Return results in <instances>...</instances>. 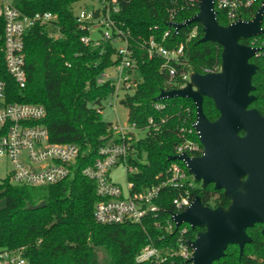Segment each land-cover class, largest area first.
I'll list each match as a JSON object with an SVG mask.
<instances>
[{"label":"trees","instance_id":"1","mask_svg":"<svg viewBox=\"0 0 264 264\" xmlns=\"http://www.w3.org/2000/svg\"><path fill=\"white\" fill-rule=\"evenodd\" d=\"M83 0H20L18 8L28 15L50 11L58 15L61 36L49 35L41 26L34 27L25 36V88L12 80L4 64L0 50V78L7 81V98L10 103L42 105L47 117L44 123L50 141L57 144H76L81 147L80 165L69 178L50 186L14 185L9 178L0 180V201L6 205L0 209V249L23 250L27 264H138L136 257L148 243L164 233L153 228V220L142 223L100 224L96 221L94 207L99 197L96 183L82 174V169L91 164L103 145L114 142L110 131L111 122L102 116V102L113 91L110 84H98L100 72L110 64L109 54L100 55V49H92L81 42L83 30L75 19L76 5ZM199 1V0H197ZM264 0H257V5ZM174 0H120V19L135 38L148 39L154 36L163 41L167 30L172 33L163 41L170 49L184 46L179 63H173L179 77L173 84L162 70L164 60L148 59L144 51L139 53V69L143 80L134 92L122 100L129 111V121L140 127L154 119L159 131L150 130L136 147L145 152L147 163H138L137 173L129 176L136 190L150 187L158 182L156 176L167 171L173 163L170 157L176 154V147L187 139L199 142L192 127L196 122L197 109L193 101L180 97L158 100L162 90L180 88L187 83L180 74L214 71L221 66L222 46L212 42H200L203 25L193 23L175 33L168 22L182 23L199 12L198 5L180 12L174 19L170 11ZM252 10L244 19L254 15ZM219 24L227 25L224 14L218 10ZM198 27L196 37H191ZM3 19L0 18V37L3 34ZM2 42V40L0 41ZM248 44L249 40L242 39ZM257 65L253 76V93L256 98L250 108H257L264 116V54L253 57ZM161 104L163 109L155 108ZM203 109L210 121L219 118L220 113L213 101L205 97ZM164 120V122H162ZM201 147L202 144H201ZM132 161V160H130ZM192 197L200 196L204 206H228L230 200L213 185L205 188H190ZM157 200L165 221L173 210V200L178 195L175 189H163ZM45 202L36 210L29 209ZM164 216V217H163ZM260 226L250 228L251 242L240 255L237 245H230L223 258L214 264H264V243ZM198 230L190 229L195 238ZM148 264V263H140Z\"/></svg>","mask_w":264,"mask_h":264},{"label":"built area","instance_id":"2","mask_svg":"<svg viewBox=\"0 0 264 264\" xmlns=\"http://www.w3.org/2000/svg\"><path fill=\"white\" fill-rule=\"evenodd\" d=\"M95 3L91 7L75 9V19L83 30L81 42L99 50L100 55L109 54L110 64L97 77V83L110 84L113 88L111 98L114 107L127 95H131L135 87L142 82L143 77L139 69V53L144 51L149 60L161 58L164 60L162 70L169 77L168 83L173 84L179 77L173 63H179L183 55L184 46L170 49L163 42L172 30H167L163 41L154 36L148 39L135 38L125 23L120 19V0H91ZM174 7L170 11L171 19L187 8H194L199 4L197 0H174ZM257 0H214V7L218 13L224 14L227 25L237 20L251 21L259 8ZM254 15L248 20L252 10ZM0 18L3 19V34L0 37V50L3 52L4 64L10 77L20 88H25V36L36 26L47 30L49 35L61 36L58 25V15L50 11L36 12L28 15L23 13L17 3L0 0ZM168 22V26L178 33L177 29ZM262 33L249 39L251 49L257 51L253 57L264 54V14L261 20ZM198 27H195L191 37H196ZM116 43L121 45L117 46ZM220 67L207 73L219 72ZM191 73L180 74L187 83ZM185 83V85L187 84ZM185 85L180 88L185 87ZM8 84L0 78V162L9 167L8 178L11 183L26 186H50L59 183L72 175L80 165L82 158L81 147L76 144H57L50 141L49 131L44 123L47 114L42 105L26 103H10L6 92ZM155 108L163 109L161 104ZM164 122V120H162ZM193 123L192 127L197 134ZM110 131L114 142L103 145L97 157L91 164L82 169V174L96 183V195L99 197L94 207L95 219L100 224L142 223L153 220L154 229H162L164 233L154 239L148 237V243L139 252L136 262L148 264H194L192 256L194 249L189 245L190 229L187 224L177 226L174 214H180L194 200L190 188L196 186V180L189 172L184 161L173 160L171 166L164 173L156 176L158 182L150 187L136 190L135 183L129 176L137 173L138 163H147L146 154L140 153L136 147L140 139H144L149 131H159L160 127L154 119H150L146 126L140 127L129 121L119 120L111 123ZM201 156L203 147L192 139H187L176 147L175 155ZM132 160V161H130ZM120 165L125 167L128 179L127 193L110 177V172ZM163 189H175L178 195L173 200L174 208L165 216V221L158 220L162 211L157 203ZM164 217V216H163ZM196 237V236H195ZM23 250L0 249V264H27Z\"/></svg>","mask_w":264,"mask_h":264},{"label":"water","instance_id":"3","mask_svg":"<svg viewBox=\"0 0 264 264\" xmlns=\"http://www.w3.org/2000/svg\"><path fill=\"white\" fill-rule=\"evenodd\" d=\"M198 8L195 16L169 24L181 29L201 23L204 34L200 42L222 46L220 70L191 73L185 87L162 90L157 99L180 97L193 101L197 109L194 126L203 154L174 155L170 161H184L202 188L213 184L215 190H223L231 199L228 207L210 208L196 196L188 208L173 217L177 226L204 229L189 241L194 249L192 261L214 264L230 245H237L241 255L251 242L248 229L264 223V201H259V192L264 193V116L257 108H250L256 98L252 80L258 67L251 60L257 50L241 43L242 39L262 33L264 1L251 21L237 20L231 25L219 24L214 0H199ZM205 97L220 113L215 121H210L204 112ZM44 206L42 202L29 209Z\"/></svg>","mask_w":264,"mask_h":264},{"label":"rangeland","instance_id":"4","mask_svg":"<svg viewBox=\"0 0 264 264\" xmlns=\"http://www.w3.org/2000/svg\"><path fill=\"white\" fill-rule=\"evenodd\" d=\"M10 3H18L20 0H8ZM92 5H95V3L91 0H83L80 3H78L75 7L76 9L82 7H91ZM117 46L121 45L119 43H116ZM190 100V99H189ZM102 116L105 121L116 123L118 120L121 123H126L129 115V111L127 108L120 103L115 105L114 107V99L111 97L106 98L102 102ZM145 154V152H143ZM9 167L5 164V162H0V180L5 179L8 177ZM111 179L119 185V187H122L125 194L127 193V184L128 179L126 178V171L125 167L123 165H120L116 169H113L110 172ZM196 186L199 187L200 183L196 181ZM16 185V184H14ZM6 205V201L2 199L0 201V209H2Z\"/></svg>","mask_w":264,"mask_h":264},{"label":"flooded vegetation","instance_id":"5","mask_svg":"<svg viewBox=\"0 0 264 264\" xmlns=\"http://www.w3.org/2000/svg\"><path fill=\"white\" fill-rule=\"evenodd\" d=\"M201 184V183H200ZM210 185H213V184H210ZM208 186V185H207ZM202 187V186H201ZM206 187V186H205ZM213 187H214V185H213ZM217 191H222L223 192V190H217ZM224 193V192H223ZM224 195H225V193H224ZM226 196V195H225ZM229 200H230V203H229V205L231 204V199H230V197H228V196H226ZM259 201H264V193L263 192H259ZM228 205V206H229ZM228 206H225V207H228ZM206 207V206H205ZM207 207H209V206H207ZM220 207H222V206H220ZM224 207V206H223ZM210 208H215V207H210ZM258 226H260L261 228H260V231H261V240L263 241V243H264V234H263V229H264V223H260V224H257ZM257 225H255V227L257 226ZM254 228V227H253ZM194 230H198V233L199 232H203L204 231V229L203 228H195ZM249 230V229H248Z\"/></svg>","mask_w":264,"mask_h":264}]
</instances>
